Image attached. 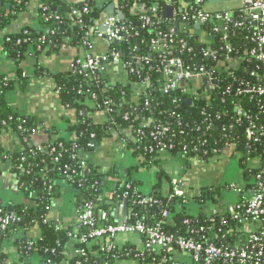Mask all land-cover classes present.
I'll return each instance as SVG.
<instances>
[{
  "label": "trees",
  "instance_id": "obj_1",
  "mask_svg": "<svg viewBox=\"0 0 264 264\" xmlns=\"http://www.w3.org/2000/svg\"><path fill=\"white\" fill-rule=\"evenodd\" d=\"M31 1L33 0H0V31H3L10 20ZM40 1L37 15L39 31L32 32L26 29L18 36L5 37V39L8 38V41L4 43V53L7 57L21 58L28 46L38 54L56 52L65 45L83 47L85 34L91 32L101 14L106 15L105 8L109 5L104 3L102 7L100 0H85L87 13L80 17L81 23H75V18L71 16V12L81 10L82 3L65 4L60 0ZM172 2L174 7L180 3L179 0H172ZM119 3L124 15V19L119 22L126 28H133L132 37H128L120 44L113 42L110 48L119 53L122 62L129 63L135 57L145 59L147 63H142V67L133 65L134 74L128 75V82L114 86L105 81L103 74L98 88L87 89L82 82L79 68L70 77L63 79L58 76L55 77L61 105L64 108H75L77 110V120L75 125L70 128V131L77 136L76 139L56 141L49 146L47 151L34 148L30 144V135L35 130V122L31 118L20 117L11 110L6 102V94L10 90L12 82L0 76V132H12L21 147L17 152H9L0 144V166L8 164L10 173L18 182L20 192L25 199L32 202L31 204L17 205L0 203V219L9 213H15L19 218V222L13 224L5 232H0V264H23L24 260L33 256L39 257L37 264H65L64 253L68 242L71 240L68 234L73 232V229L44 219L51 203L59 196L58 183L60 181L67 182L74 187L78 215L86 203L93 202L96 208L95 218L97 222L115 224L116 221L112 212L121 198L127 194V210L133 214L131 221L143 218L150 225L157 224L160 220L159 213L166 210L173 224L164 226V231L176 237L189 236L185 234V227L183 226V221L186 218L185 206L179 199L168 201L165 196L156 193L151 196L159 200L158 205L152 208L136 206L134 203L143 196L140 192H133L136 189L134 183L109 174L103 176L89 162H86L87 168L85 170H79L77 158L72 159L70 157L72 146H77V151L81 150L86 153L89 151L88 144L100 143L103 139L109 137L111 133L118 132L117 138L123 139L125 146L131 149L134 155L147 164H150L153 160L144 155L142 151L143 147L151 144L150 139L139 140L135 135L130 139L126 138V132L121 131L129 130V126L119 118L115 117L116 122L114 125L93 124L92 117L89 115L93 111L91 108L92 102L87 104L86 91L96 95L97 101L112 105L118 113L125 112L123 109L124 103H128L129 107L136 108L135 111L139 115V119L149 122L147 130H151L158 125H168L170 128L168 141H172L178 148L171 152L174 156L186 146L190 149L197 148L201 153L187 154L184 157L185 159L191 156L212 159L214 156L212 149H216L218 155L226 147L224 141H220V139L227 132H223L222 127L219 125H214L210 130L204 131L206 126L204 120L206 116H214L222 110L231 111L230 101L219 102L216 99L210 106H206L204 100L198 99L191 105L178 91L165 94L160 86V74L156 73L155 70L157 54L149 48L150 39L156 32H161L174 40L171 48L174 57L191 60L193 64L198 65L203 63L200 59V50L206 45H199L197 35H194L191 39L187 36L189 30H198L189 23L183 24L172 18L165 19L161 8H159L157 14H147L151 21H160L158 28L142 27L139 15L129 12V8L134 3L149 9L153 6V3L162 6V0H119ZM99 7L101 8L99 9ZM94 30L99 31V28H94ZM202 31L208 32V43L217 42V36L211 33V30L204 29ZM235 38L240 40V35L237 34ZM180 40L187 41L188 47L191 48L190 53L180 49L177 44ZM204 64L211 66L210 61H206ZM147 75L151 78L152 87L147 91V95L150 97V105L145 107L142 101L144 93L143 91L140 92L139 89H135V86L138 87V82ZM136 97L137 100H135ZM202 112H204V115ZM173 113L174 115H172ZM221 122H227L226 117H223ZM198 128H201V130L198 131ZM137 129L142 128L137 125L134 130ZM239 134L240 132L237 131L236 136L232 139V148L242 153L243 157L240 159V165L246 170L244 175L247 176L249 173L244 162L246 145L238 138ZM203 141H206V143L203 144ZM52 149H55L54 153H51ZM203 152H206V154H203ZM54 158H58V163H54ZM64 165H69L75 173L71 174V171H65L63 169ZM255 171H257V168L251 169V173ZM129 184L132 189L126 190L125 186ZM97 197L101 198L100 201H96ZM103 213H108L104 219L102 218ZM35 226L39 228L41 234L38 241H33L26 235L30 228ZM76 230L79 233L83 232L82 228ZM11 239L14 240L19 257L18 262H11L1 251L2 244ZM29 243L32 244L31 247ZM78 248L86 250V245L80 244ZM129 250L130 246L126 245L114 249L113 252L97 250L96 255H92L91 252L87 251L86 256L79 257L76 262H80V264H117L118 260L130 259L138 253ZM113 256L117 258L113 259ZM153 259L156 262L161 261L160 256L147 253L138 261L140 264H149ZM76 262L70 260L67 263L76 264Z\"/></svg>",
  "mask_w": 264,
  "mask_h": 264
},
{
  "label": "built area",
  "instance_id": "obj_2",
  "mask_svg": "<svg viewBox=\"0 0 264 264\" xmlns=\"http://www.w3.org/2000/svg\"><path fill=\"white\" fill-rule=\"evenodd\" d=\"M179 1L178 6L174 7L172 0H162V6L156 4L149 9L134 3L129 12L139 15L142 27L158 28L160 21H151L147 14H157L159 8L170 6L173 11L172 19L198 28V31L189 30L187 34L189 39L197 35L199 45H206L200 50V59L203 63L198 65L193 64L191 60L174 57L171 49L174 40L169 36L156 32L150 39L149 48L157 54L155 70L160 74L161 89L165 94L180 92L187 102L191 101V105L198 99L204 100L206 106H210L216 99L219 102L230 101L231 111L222 110L214 116H206L204 131L210 130L214 125L222 127V131L227 133L222 135L220 141L223 140L224 145L229 148H232V139L237 131L240 132L238 138L246 145L245 160L251 164L253 162L258 164L257 171L252 174V186L249 190L227 186V190L238 194L241 200L235 206L228 207L226 214L219 218L208 217L203 221L185 219L183 226L188 237H176L164 231L163 227L170 225L169 213L166 210L159 213L160 220L153 225L143 218L131 221L132 213H129L128 217L125 216L126 223L119 218L115 224L98 223L93 202L86 203L78 215L77 221L83 232L73 230L68 237L81 245L102 242L101 250L106 252L117 249L120 239L135 237L142 245L135 257L140 259L145 253L157 255L161 257L160 264H184L176 259L178 254L188 256L189 262L185 264H264V0H239L236 8L218 11L207 10L205 0ZM82 4L81 10L71 12L75 23H81L80 17L87 13L86 4L84 2ZM98 23L104 30L105 38L111 43L120 44L128 37H132L133 28H126L115 15H107ZM204 29L211 30V33L217 36V42L208 43V32H203ZM237 34L240 35V40L235 38ZM85 37L84 56L73 68L75 70L79 68L82 82L87 89L100 86L101 75L110 64L123 66L130 76L134 74L133 65L142 67V63H147L145 59L135 57L129 63L122 62L119 53L111 48L105 54H95L90 41L91 32H87ZM177 44L181 50L191 52L187 41L180 40ZM236 59L239 62L233 69L230 64ZM206 61H210L211 66H206L204 64ZM151 87V78L147 75L135 88L143 91L142 101L145 107L150 105L147 91ZM85 95L86 101L92 102V110L104 115L105 124L114 125L116 117L129 126V130L121 131L126 132V136L135 135L139 140L150 139L151 144L142 149L143 154L149 159L152 160L161 153L171 154L178 149L172 141H168L170 133L168 125H158L147 130L149 122L140 120L136 108L129 107L128 103L123 104L125 112L118 113L112 105L97 101L93 93L86 91ZM202 114L204 115V112ZM223 117H226L227 122H221ZM137 125L142 129L134 130ZM197 130L200 131L201 128ZM205 143L206 141H203V144ZM87 148L93 150L94 144H88ZM77 150V146H72L70 157L77 158L78 169L83 171L87 164L81 159L82 151ZM54 151L55 149H52L51 153ZM197 152L201 153L197 148L190 149L184 146L175 156L185 157L187 154L195 155ZM212 154L216 155L217 150L212 149ZM54 163H58V158H54ZM63 169L71 171V174L75 173L69 165H64ZM125 189H132L131 185H126ZM133 192L137 193L136 190ZM179 193L178 186H173L165 197L168 201L180 198L182 203H186ZM126 195L117 204L118 212L124 209ZM100 199L97 197L96 201ZM159 203V200L146 196L138 198L134 204L152 208ZM107 215L108 213H103L102 218H106ZM44 219L47 220L46 215ZM17 222L19 218L15 213L6 214L0 219V232H5ZM219 225L229 227L222 231ZM240 227L244 231L243 237L232 242L231 237ZM29 246L32 244L29 243ZM76 255L85 257L86 251L78 249ZM116 258L113 256V259Z\"/></svg>",
  "mask_w": 264,
  "mask_h": 264
},
{
  "label": "crops",
  "instance_id": "obj_3",
  "mask_svg": "<svg viewBox=\"0 0 264 264\" xmlns=\"http://www.w3.org/2000/svg\"><path fill=\"white\" fill-rule=\"evenodd\" d=\"M65 4H78L82 3L85 0H60ZM118 3V8L121 9L119 0H100V5L107 3L111 4L112 2ZM236 6H227L226 8H236L238 6V1ZM40 0L31 1L23 10H21L16 16L10 20L9 24L5 27L3 31H0V76L5 77L8 81H11V88L6 94V102L11 110L20 117H28L34 120L35 130L30 135V144L41 151H47L49 146L59 140H74L77 138L75 133L70 131V128L75 125L77 120V110L75 108H64L58 97V88L56 84L55 77H60L61 79L70 77L71 74L75 71L73 68L74 64L80 61L84 56L83 47H72L65 45L61 47L56 52H43L36 53V51L30 46L27 47L21 58L13 59L9 58L4 53V43L8 41V38L5 37H15L22 33L24 30L28 29L32 32H38L37 24V15L40 7ZM157 3H153L156 5ZM163 10V8H162ZM208 10V9H207ZM223 10V9H218ZM217 10V11H218ZM173 11L170 13L172 16ZM107 15H100L97 22L95 23L93 29L91 30L90 41L93 44V52L95 54H105L110 50L111 42L105 38L104 30L99 25V21L103 20ZM94 28H99V31H95ZM196 28V27H195ZM101 29V30H100ZM198 29V28H196ZM100 34V36H99ZM105 81L109 85L125 84L129 80L128 72L123 66L119 65H108L105 67L104 71ZM137 88V87H135ZM86 104V101H85ZM87 104H89L87 102ZM92 117L93 124L103 125L104 115L98 111H92L89 113ZM117 133H111L109 137L103 139L100 143H94V150H89L86 153L82 151L80 154L81 159L85 162L92 163L94 169L101 175L109 174L113 177H124L121 180H128L130 183L136 185V192H140L143 197L162 194H165L170 191L173 186H178L179 195L181 194L182 198L186 203H182V199L179 201L185 206L186 218L185 219H197L203 221L208 217L219 218L222 215L226 214L228 207L235 206L240 201L238 194L231 193L234 197L232 200H224L218 195L219 186H208L206 189L193 190V187L186 184L185 173L190 171L192 166H198V171H227L226 158L232 157L229 151H233L232 148L225 147L222 152L218 155H214L211 158H202L198 156H191L184 158L181 156H174L170 153H161L154 157L152 162L149 164L144 163L138 156L134 155L131 149L125 146V141L117 138ZM131 136H126L130 139ZM110 140L116 143L118 142L123 148H126L131 151V155L135 156L140 160V164H146L148 166L157 167L155 179H148L146 182V192L143 193L139 189L138 182L130 180L128 178L127 171L118 170V165L112 163L108 157V154H104V151L108 149L105 145L106 142ZM0 144L2 147L9 152H17L21 149L15 135L12 132H0ZM106 146V147H104ZM117 144L115 145V148ZM210 160V161H209ZM240 162V160H239ZM245 165L247 166V161L244 159ZM141 164V165H142ZM190 164V165H188ZM192 165V166H191ZM0 168V182L2 188L12 195L18 197V200L9 199V201L2 200L0 198V203L2 204H31L27 202V199L19 190L18 182L16 178L10 173L8 164L1 165ZM258 167L256 162L247 166L248 175H244L243 170L241 174L242 185L230 184L228 186H236L240 189L249 190L252 185V174L251 169ZM117 171H121L120 174H117ZM140 177H143L140 174ZM168 178V180H167ZM213 179V177H212ZM59 186V196L53 200L50 205L48 212L46 213V219L49 221H54L59 225H65L71 227L73 230L80 228L78 224V214L76 209V202L72 205L73 209L69 216H65L59 210H53L54 205L57 201L62 199L64 192L68 190H74V187L68 184L67 182L60 181ZM186 190L190 193V196L186 194ZM111 197H113L111 195ZM53 207V208H52ZM117 208V206H116ZM114 209L112 215L115 216L117 209ZM123 209L119 211V220H122ZM127 217L129 216V211H126ZM170 225L173 222L170 220ZM232 225V224H231ZM222 231H226L229 227L227 226H218ZM237 230V229H236ZM240 227L231 241H239L241 236L243 237L244 231L242 232ZM27 237L33 241H38L41 237L40 230L38 227H32L27 232ZM239 237V239H238ZM130 246L129 251H134L135 253L141 250V242L135 237H125L120 239L118 248L124 246ZM80 244L77 241L70 240L67 244L64 262L65 264L70 260L74 262L78 261L79 257L76 255V251ZM102 242H92L86 245V253L91 252L92 255L97 254L101 250ZM1 251L9 258L11 262H18V255L16 252V247L14 240L5 241L2 244ZM136 256V255H135ZM134 257L130 259H121L118 260L117 264H140L138 259ZM176 259L181 260L184 264L189 262L188 256L183 254H178ZM39 257L33 256L23 261V264H37ZM68 264V263H67ZM149 264H160L156 260H151Z\"/></svg>",
  "mask_w": 264,
  "mask_h": 264
},
{
  "label": "rangeland",
  "instance_id": "obj_4",
  "mask_svg": "<svg viewBox=\"0 0 264 264\" xmlns=\"http://www.w3.org/2000/svg\"><path fill=\"white\" fill-rule=\"evenodd\" d=\"M237 2H226V3H215V4H208L206 2V9L208 10H218V9H224L227 6H236ZM238 60H234L230 65L233 69H235L238 65ZM136 87V86H135ZM117 144V147L115 148V145ZM108 149L107 151H104V154H108V159L112 162L118 165V170L121 171H127L128 178L130 180L138 182L139 189L143 191V193L146 192V182L148 179H155V174L157 170V167L155 166H148L146 164H140V160L136 158L135 156L131 155V151L123 148L118 142L116 143V140L114 142H111L108 140L105 144ZM104 146V147H106ZM231 153L232 157L226 158L227 163V171H198V166H192L190 168V171H186L185 173V180L188 187L192 186L193 190L198 189H206L208 186H219L218 195H220V198H224V200H232L234 197L231 193L227 190V186L230 184L235 185H242L241 181V174L244 170V168L240 165L239 160L243 157L242 153L240 151H229ZM210 161V160H209ZM251 163L247 162V166H249ZM190 165V164H188ZM252 165V164H251ZM246 166V168H247ZM3 166H0V168ZM121 171H117V174L119 175ZM140 174L143 175V177H140ZM213 177V179H212ZM120 179L124 177H119ZM168 180V178H167ZM186 194L190 196V193L187 192ZM0 198L2 200L9 201V199H15L18 200V197L15 195H12V193L4 190L2 188V184L0 182ZM27 202L31 203V201ZM76 202V191L74 190H68L67 192H64L62 195V199L60 201H57L54 205L53 210H59L62 212L63 215L69 216L73 209V204Z\"/></svg>",
  "mask_w": 264,
  "mask_h": 264
},
{
  "label": "water",
  "instance_id": "obj_5",
  "mask_svg": "<svg viewBox=\"0 0 264 264\" xmlns=\"http://www.w3.org/2000/svg\"><path fill=\"white\" fill-rule=\"evenodd\" d=\"M205 1L208 4H215V3L235 2V1H239V0H205ZM100 8L101 7H99V9ZM171 12H172V8L170 6L163 7V17L165 19H170L171 18V14H170ZM105 14L106 15H115L116 18L119 21L124 19V15H123L122 11L118 9V3L117 2H113V3L109 4L105 8ZM188 104H191V101H188ZM126 211H127V206H126V202H124V209H123V212H122V215H123L122 222L123 223H126V217H125L126 216ZM118 215H119V212L116 211L115 216H114L116 222L118 220Z\"/></svg>",
  "mask_w": 264,
  "mask_h": 264
}]
</instances>
